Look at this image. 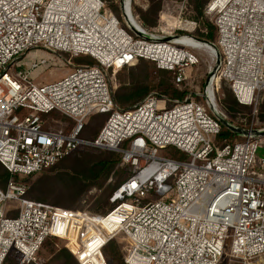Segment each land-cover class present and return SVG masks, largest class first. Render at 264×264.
I'll return each instance as SVG.
<instances>
[{"label": "built area", "instance_id": "2783aa9c", "mask_svg": "<svg viewBox=\"0 0 264 264\" xmlns=\"http://www.w3.org/2000/svg\"><path fill=\"white\" fill-rule=\"evenodd\" d=\"M132 1L121 0L125 29L103 0H0V164L29 177L94 148L122 154L131 172L106 215L31 200L29 188L11 178L0 188V264L12 257L44 264L39 253L47 238L66 242L78 264H109L105 249L119 239L124 264H250L264 255V160L256 162L264 130L231 122L216 102L226 82L240 105L259 104L264 0H211L206 15L217 28L215 43L192 35L201 27L196 21L179 22L177 36H168L167 24L144 27ZM197 43L216 56L202 93L175 101L154 93L128 109L116 103L111 71L145 60L171 72L181 88L200 64ZM39 49L97 63L72 65L61 80L36 84L20 65ZM95 114L109 117L96 139H84L85 121ZM225 128L231 141L222 139ZM168 148L186 159L161 157Z\"/></svg>", "mask_w": 264, "mask_h": 264}, {"label": "rangeland", "instance_id": "374dc122", "mask_svg": "<svg viewBox=\"0 0 264 264\" xmlns=\"http://www.w3.org/2000/svg\"><path fill=\"white\" fill-rule=\"evenodd\" d=\"M106 3V6L108 9H110L114 15H116L119 20L121 21V25L127 29L128 27L125 24V21L122 17V9H121V0H103ZM211 0H208L204 7V17L197 19V14L194 10V7L192 5V0H133L132 1V10L134 17H138V21L141 22L140 16L141 13H146L150 10V8L160 3L161 8L158 12V18H157V24L155 26H144L149 29L159 28V27H168L170 36L174 28L179 27V22L184 21H196L200 24V29L196 30L192 33V35L202 40L205 33L202 31H208L207 30V24L214 25V20L212 17H209L206 15V8ZM116 6L115 10L111 9V6ZM207 17V18H206ZM167 24V26H166ZM182 35V32L177 31L172 36ZM204 41V40H203ZM193 52L198 56L200 59V64L190 73L191 77L188 79L187 83L181 88H176L178 92L184 94L181 98H172L170 96H165L171 101L175 100H183L185 99L190 92L198 93L203 92L204 88L206 87L210 75V70L212 67H214L216 62V56L211 51H209L206 48H200L198 50H193ZM86 60L88 61L89 58H75L71 56L70 54H53L47 50L39 49V50H33L29 52L26 56H24L22 62H21V70L30 72V77L34 80L36 84H50L55 83L59 80H61L66 74L71 72L72 65L78 66L80 65L79 61ZM45 60L46 64L40 66L37 69H33L34 64H41V62ZM147 66H140L132 68H126L122 71H118L114 73L113 71L110 72V82L112 89L114 91V96L117 92V90L126 84H128L130 81H132L135 77H147L148 82L147 84L153 88L152 91L148 94L150 96L154 93H159L160 91L157 89V85L159 80L161 79L159 76L156 75V71L158 70L156 66L152 63H146ZM94 65V64H93ZM189 73V74H190ZM172 85V78L170 81ZM227 92H232L234 95L232 89L230 88L229 84L226 82L221 83V87L219 89V92L216 95V102L218 107L223 109V101L227 98ZM161 94V93H160ZM146 96V98L148 97ZM235 97V95H234ZM236 98V97H235ZM237 100V99H236ZM203 105L206 107V103L203 100ZM262 103H263V94L260 97V101L258 106L251 107V112L249 114L245 115H239L237 118L233 121L238 126L246 127V128H253L254 130H264V121L261 119V109H262ZM172 103H168V108H171ZM133 107V106H132ZM130 107V108H132ZM221 109V110H222ZM264 114V112H262ZM55 121L61 122V123H67L66 119L63 118L61 115H53L50 116ZM85 125L88 127H93L94 122L92 120L86 119ZM98 128V126H97ZM226 129V128H225ZM95 128H91L89 130L84 131L82 134V138L90 140L93 137V133L95 132ZM222 139H226L231 141V137H222ZM241 140L239 137H235L234 140ZM98 150V149H97ZM81 151L90 152L92 154L98 155L104 150H85L83 148ZM159 155L161 157L170 158L172 156V153L170 150H160ZM264 160V148H261L256 153V162L259 165L260 162ZM130 169V168H129ZM131 173V172H130ZM41 177L40 174L37 176L32 177L31 179L22 182L24 183L28 189L32 188L35 181ZM57 180H61V178L56 177V182H54V186L58 185H67L69 181L58 183ZM117 179L114 178V180H109L108 183L102 188L96 186L91 188L89 191L84 193L80 200L75 204V206L78 208L77 211H88L94 214H102L106 215L110 211L114 209L115 206L111 204V198L114 194H110V191L108 189V186L111 183L112 185L116 184ZM51 188V187H50ZM43 191H47L46 186H42ZM54 198H57V195L55 194V197L51 198L52 200ZM160 197H156V200H159ZM122 239L115 240L111 243V247L107 249L106 254L108 256L109 264H124V257L126 255V252L124 251L125 247L123 245ZM60 244L63 248L67 249L66 242L60 240ZM68 250V249H67ZM68 252L73 255L69 250ZM40 258L43 260L44 264H57L56 262H51V258L53 257L52 254H50L49 250L42 249L39 254ZM74 256V255H73ZM75 258V256H74ZM76 259V258H75ZM10 264H17L15 261H11ZM250 264H264V255L258 258L255 261L250 262Z\"/></svg>", "mask_w": 264, "mask_h": 264}, {"label": "trees", "instance_id": "16d2710c", "mask_svg": "<svg viewBox=\"0 0 264 264\" xmlns=\"http://www.w3.org/2000/svg\"><path fill=\"white\" fill-rule=\"evenodd\" d=\"M107 1V0H106ZM208 0H192V5L197 14V19L204 17V7ZM161 8L160 3L153 5L150 10L146 13H141L140 19L144 26H155L157 24L158 12ZM112 10L116 9V6H111ZM207 18V17H206ZM207 33L203 36L202 40L215 43L217 40V28L214 25L207 24ZM87 58V57H84ZM89 58V57H88ZM80 65L86 64H96L97 62L89 58L88 61H79ZM148 61L141 60L137 65L131 67V69L140 66H147ZM151 63V62H149ZM153 64V63H152ZM155 65V64H154ZM156 75L161 79L158 82L157 89L160 91L159 94L163 96H170L174 99L181 98L184 94L178 92L175 85L170 83L173 75L171 72L157 70ZM147 77H135L125 86L119 88L114 96L116 103L121 107L128 109L142 102L146 96L152 91L148 84ZM222 111L225 113L227 118L233 122L237 116L247 115L251 112V107L242 106L238 103L232 92H227V98L223 101ZM261 109V119L264 121V92H263V103ZM55 114H51L53 116ZM108 115L106 114H95L90 116L88 119L94 122L93 127L96 129L93 133V137L90 140L96 139L102 128L104 127ZM98 126V128H97ZM93 127L84 126V131L89 130ZM82 133V134H83ZM222 137H233L234 133L224 129ZM85 150L91 151L96 150L94 148H85ZM171 151V158L177 160H185L186 155L175 148H168ZM98 155L92 154L85 151H77L69 157L64 158L59 163H57L52 168L40 173L39 177L32 188L28 191L26 197L47 203L59 208L77 211L78 208L75 204L80 200L81 196L89 191L93 187H104L109 180L117 179L116 184L108 186L110 194L116 191L130 176V167L123 162L122 154L113 151H99ZM36 175L29 177L12 176L6 168L0 164V188L5 189L9 180L14 177L18 182H25ZM56 177L61 178L57 180L58 183L68 182L67 185L54 186L56 182ZM42 186L47 187V191L42 190ZM51 187V188H50ZM53 200L51 198L55 197ZM112 243V242H111ZM111 243L106 247L107 249L111 247ZM48 249L50 254H52L51 262H56L57 264H78L77 260L71 255L66 248H63L60 244V240L56 238H47L43 244L42 249ZM41 249V250H42ZM40 254V253H39ZM107 260L108 256L106 254ZM14 261L13 257L8 261L10 264ZM15 262V261H14ZM109 262V260H108Z\"/></svg>", "mask_w": 264, "mask_h": 264}, {"label": "water", "instance_id": "95a60500", "mask_svg": "<svg viewBox=\"0 0 264 264\" xmlns=\"http://www.w3.org/2000/svg\"><path fill=\"white\" fill-rule=\"evenodd\" d=\"M224 126L229 128L232 132H234L237 135H243V134L247 133L245 130L238 129V128H235L233 126L228 125L227 122H224ZM262 136L264 137V133L262 134Z\"/></svg>", "mask_w": 264, "mask_h": 264}, {"label": "bare ground", "instance_id": "6f19581e", "mask_svg": "<svg viewBox=\"0 0 264 264\" xmlns=\"http://www.w3.org/2000/svg\"><path fill=\"white\" fill-rule=\"evenodd\" d=\"M128 22L130 24H133L135 26H138V23H137L136 19L133 16L132 17L131 16L129 17ZM196 47H197V49L206 48V47H204V46H202L201 44H198V43H197ZM206 49H208V48H206Z\"/></svg>", "mask_w": 264, "mask_h": 264}]
</instances>
